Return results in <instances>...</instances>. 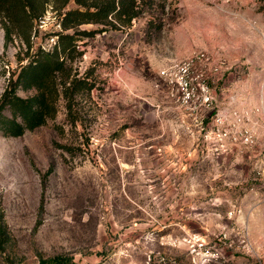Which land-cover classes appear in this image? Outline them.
<instances>
[{"label":"rangeland","instance_id":"1","mask_svg":"<svg viewBox=\"0 0 264 264\" xmlns=\"http://www.w3.org/2000/svg\"><path fill=\"white\" fill-rule=\"evenodd\" d=\"M135 2L129 21L62 29L77 5L47 0L8 39L0 16V94L58 32L74 37L47 82L53 115L0 129V264H264V0ZM200 55L211 103L182 105L160 72Z\"/></svg>","mask_w":264,"mask_h":264},{"label":"trees","instance_id":"2","mask_svg":"<svg viewBox=\"0 0 264 264\" xmlns=\"http://www.w3.org/2000/svg\"><path fill=\"white\" fill-rule=\"evenodd\" d=\"M45 1L47 2V0H0V16L4 19L2 25L5 38L8 39L13 31L20 34L19 26L22 23H27L26 31H30L33 22L43 12L41 3ZM73 1L76 7L61 12L62 29L76 28L79 24L86 22L103 23L111 14L124 15L126 21L137 15L136 0ZM59 2L64 5L68 0H59ZM22 37L28 43L29 36L23 34ZM73 38L70 33L58 32V38L52 51H39L33 59L20 67L14 79H9L0 94V129L4 135H19L25 129H32L42 124L46 117L53 115V100L51 97L48 98L47 82L49 79L54 82L56 73L62 71L65 60L60 58V55L74 47ZM65 77L68 79V75ZM66 81L62 82L64 93L72 94L78 88L76 80L71 79L67 83ZM18 86L25 89L33 88L35 92L31 96L22 97L16 92ZM53 90L55 91V85ZM49 105L51 110H47ZM5 109L9 111V116L3 113ZM4 226L5 223L0 216V245L7 239ZM69 260L66 256L56 255L41 258L39 264H70Z\"/></svg>","mask_w":264,"mask_h":264},{"label":"built area","instance_id":"3","mask_svg":"<svg viewBox=\"0 0 264 264\" xmlns=\"http://www.w3.org/2000/svg\"><path fill=\"white\" fill-rule=\"evenodd\" d=\"M201 56H196V59L187 58L174 62L160 72L166 79L167 84L177 87L176 90L179 91V99L182 105L189 104L195 98L200 100V104L211 103V96L208 93L203 78H200L199 74H194L193 70L194 64L202 59ZM232 115L234 113L229 115L230 118H232ZM226 120L227 116L219 112L213 117V132H217L220 138L228 135V132L224 128ZM242 142L246 145H250L253 142V136L246 130L243 134Z\"/></svg>","mask_w":264,"mask_h":264}]
</instances>
